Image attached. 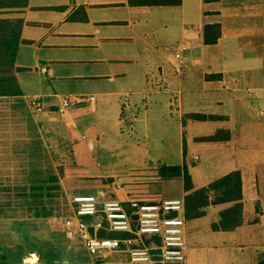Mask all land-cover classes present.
<instances>
[{
  "label": "crops",
  "instance_id": "1",
  "mask_svg": "<svg viewBox=\"0 0 264 264\" xmlns=\"http://www.w3.org/2000/svg\"><path fill=\"white\" fill-rule=\"evenodd\" d=\"M17 17L25 22L22 39L32 44L19 48L16 66L32 68L55 87L28 93L18 75L23 96L13 99L40 97L49 107L33 113L71 149L73 166L62 179L71 181V196L134 199L130 190L108 193L99 184L109 172L115 187L121 169L187 167L195 190L239 172L243 225L215 231L233 204L205 208L203 217L187 222L186 264L264 262V0H182L178 6L30 0ZM215 27L218 41L209 44ZM65 81L75 87L55 92ZM55 96L71 98L73 106L60 114ZM125 110L132 117L126 125ZM217 135L221 141L206 140ZM128 153L140 157L126 161ZM90 179L93 185H86ZM157 179L179 182L182 196L173 199L185 200L183 181ZM63 245L47 249L42 260L28 254L36 256L31 263L0 243V264H61V253L62 264H130L125 253L93 258L77 243Z\"/></svg>",
  "mask_w": 264,
  "mask_h": 264
},
{
  "label": "rangeland",
  "instance_id": "2",
  "mask_svg": "<svg viewBox=\"0 0 264 264\" xmlns=\"http://www.w3.org/2000/svg\"><path fill=\"white\" fill-rule=\"evenodd\" d=\"M63 1L59 0V2ZM15 16L17 17V15H0V18ZM42 17L44 16L41 14L34 16L37 19ZM79 53H70V55L78 57ZM19 75H23L20 81L28 93L49 92L55 87L50 81L39 78L41 75L37 73L27 72ZM57 85L64 88L62 91L55 89L58 94H65L69 87H75L68 81ZM43 107L44 112L45 109H49L44 104ZM138 144H135V147L141 151L144 147ZM139 157V154L128 153L126 161ZM71 158V149L63 142L60 134L46 128L43 119L33 113L25 99L0 98V243H4V247L19 255L23 253L28 255L35 251L36 256L40 257L39 260H42L48 250L60 251L61 244L73 242L62 236L64 219L72 216L73 213L71 202L73 196L67 187L68 182L71 181H62L67 169L73 166ZM159 171L160 169L155 168L128 171L121 169L120 181L115 187L112 185L114 180L109 178L111 174L109 172L102 180L103 185L102 182L99 184L104 192L108 193L115 189L130 190L134 199L148 198V201H160L180 198L183 192L180 183L161 184L162 181L157 179ZM49 173L59 177L61 191L55 190L51 184L46 186L44 192L34 190L37 186V181L34 182V179ZM92 181L95 179H90L86 185H93ZM51 187L52 190L49 189ZM39 195L42 198H37ZM101 195L105 197V193ZM106 199L109 200L108 197ZM42 208L51 214L49 218L35 217L37 211ZM36 256L28 255L26 261L35 263ZM58 256L61 264L67 260L66 254L61 253Z\"/></svg>",
  "mask_w": 264,
  "mask_h": 264
},
{
  "label": "built area",
  "instance_id": "3",
  "mask_svg": "<svg viewBox=\"0 0 264 264\" xmlns=\"http://www.w3.org/2000/svg\"><path fill=\"white\" fill-rule=\"evenodd\" d=\"M181 60L180 54L176 55ZM59 113H66L73 101L67 96H55ZM94 102L95 98L88 99ZM80 99L79 102H85ZM28 107L43 113L40 97L26 99ZM132 120L125 110L121 122ZM72 216L64 219L66 239L80 245L93 258L113 253H125L130 264H186L187 209L184 199L154 202L130 199L126 202L108 200L99 195H76L71 198ZM119 233L127 238L103 235Z\"/></svg>",
  "mask_w": 264,
  "mask_h": 264
},
{
  "label": "trees",
  "instance_id": "4",
  "mask_svg": "<svg viewBox=\"0 0 264 264\" xmlns=\"http://www.w3.org/2000/svg\"><path fill=\"white\" fill-rule=\"evenodd\" d=\"M182 0H130L133 6H178ZM30 0H0V15H19L29 8ZM54 10L64 11L65 8ZM25 26L23 19L18 17L0 18V98H20L23 92L18 82L17 76L21 73L33 72L30 68H22L16 66V59L19 48L23 45H31L32 42L22 39V31ZM211 29V28H209ZM217 28L211 30L217 31ZM207 31H209L207 29ZM213 41H207L209 44L218 41L219 33ZM195 120L205 121L206 117L194 116ZM209 141H221L222 137L206 139ZM159 176L165 181L174 179L182 180L184 190L187 193L185 197L187 220L201 218L205 215V208L210 205L233 204V206L221 213L219 224L213 225L215 231L230 232L242 226L243 220V193H242V176L239 172L231 173L209 187L200 190H195L193 179L187 167L162 168L159 171ZM37 181V182H36ZM60 179L57 175L49 173L36 177L34 182L37 186L34 190L44 192L48 184L53 185L55 190L61 191L59 183ZM49 188L52 190V188ZM37 198H42L39 195ZM212 198V199H211ZM50 213L46 212L45 208L37 211L36 218H49ZM108 238H127L126 234L111 233L103 235ZM32 253H35L32 252ZM264 264V262L260 263Z\"/></svg>",
  "mask_w": 264,
  "mask_h": 264
}]
</instances>
